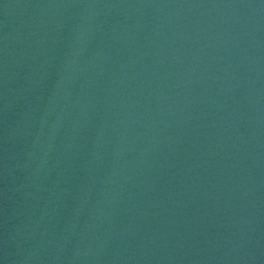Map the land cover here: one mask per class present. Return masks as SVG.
<instances>
[{
	"label": "water",
	"instance_id": "1",
	"mask_svg": "<svg viewBox=\"0 0 264 264\" xmlns=\"http://www.w3.org/2000/svg\"><path fill=\"white\" fill-rule=\"evenodd\" d=\"M0 264H264V0H0Z\"/></svg>",
	"mask_w": 264,
	"mask_h": 264
}]
</instances>
